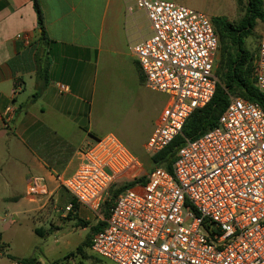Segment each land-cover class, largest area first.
Wrapping results in <instances>:
<instances>
[{
	"label": "built area",
	"instance_id": "built-area-1",
	"mask_svg": "<svg viewBox=\"0 0 264 264\" xmlns=\"http://www.w3.org/2000/svg\"><path fill=\"white\" fill-rule=\"evenodd\" d=\"M136 7L152 27V35L132 47L144 85L169 96L145 145L153 157L213 99L220 40L201 11L164 0H136ZM257 49L254 77L264 94V36ZM80 159L61 184L104 221L92 237L97 256L112 264H264V111L258 104L231 97L215 128L185 140L172 172L154 168L146 184L118 195L104 219L100 208L112 185L136 182L142 165L114 135L85 145ZM46 191L43 179L30 180L31 196Z\"/></svg>",
	"mask_w": 264,
	"mask_h": 264
},
{
	"label": "crops",
	"instance_id": "crops-1",
	"mask_svg": "<svg viewBox=\"0 0 264 264\" xmlns=\"http://www.w3.org/2000/svg\"><path fill=\"white\" fill-rule=\"evenodd\" d=\"M39 2L45 36L31 0H0V152L7 145L13 161L7 174L16 177L2 180L0 168V221L9 228L48 208L62 181L76 172L81 149L97 140L92 107L115 69L130 72L133 60L144 82L132 47L152 35L148 15L136 0ZM211 11V18L220 17L215 8ZM58 85L69 91L60 93ZM32 178L43 179L46 193H28ZM69 201L66 208L76 204L72 196ZM76 205L68 212L74 220L95 216ZM97 222L104 224L99 217Z\"/></svg>",
	"mask_w": 264,
	"mask_h": 264
},
{
	"label": "rangeland",
	"instance_id": "rangeland-1",
	"mask_svg": "<svg viewBox=\"0 0 264 264\" xmlns=\"http://www.w3.org/2000/svg\"><path fill=\"white\" fill-rule=\"evenodd\" d=\"M193 10L201 11L207 15L215 24L218 17H210L211 10H217L220 17H224L232 23H239L245 16V9L238 7L235 0H222V6L216 8L219 0H177ZM264 36V21L259 19L255 27L244 32L243 49L250 55H257L258 43ZM220 40V39H219ZM221 53L217 55L215 62V73L220 66ZM169 100L166 94L152 92L148 90L140 77L137 66L131 61V71L126 69H115L113 76L108 80L97 97V102L92 107L91 121L98 131L97 139L113 134L131 150V154L138 158L142 164V169L133 176L131 181L137 179L136 183L144 185L148 176L153 171L151 157L146 153L144 145L148 141L156 120L162 109ZM7 145L2 146L0 152V168L3 169L1 179L8 180L16 177L8 175L12 160L7 153ZM145 177L146 181L140 178ZM28 177H25L27 179ZM11 182V181H10ZM129 182H116L112 185L119 188ZM111 187V188H112ZM112 195L111 189L105 201ZM71 200V196L63 188L62 184L58 188L57 194L48 200V208L37 209L27 218L23 217L21 223L9 228V224H1L0 232L4 233L3 241L5 249L0 256V264H9L12 258L17 260L29 259L34 264H112L110 261L94 254L91 249L85 248L89 260L83 259L80 255L76 258L68 259L70 253L75 252L90 235L91 228L98 222L96 216L91 215L90 219L82 217L88 226H83L82 222L74 220L68 216L66 205ZM104 201V202H105ZM104 204V203H103ZM103 204L100 214L103 215ZM4 208L0 205V219L3 217ZM66 215L64 218L62 215ZM87 228V229H86ZM37 229L46 231L45 238L36 233Z\"/></svg>",
	"mask_w": 264,
	"mask_h": 264
},
{
	"label": "trees",
	"instance_id": "trees-1",
	"mask_svg": "<svg viewBox=\"0 0 264 264\" xmlns=\"http://www.w3.org/2000/svg\"><path fill=\"white\" fill-rule=\"evenodd\" d=\"M37 12L38 22L45 36L44 16L39 0H31ZM238 7L245 9L244 18L239 23L227 21L224 17H218V21L214 24L216 33L220 39V66L216 71V76L219 83L216 88L213 99L202 109H197L187 120L182 134L177 136L174 141L164 150L151 157L153 169L163 167L169 172H172V165L176 160L177 153L185 143L186 139L194 140L204 133L212 130L218 124L219 118L227 108L231 97H239L248 102L258 104L264 111V94H262L257 86L254 77L255 55H250L243 49L244 32L248 29L252 30L257 20L264 21V0H236ZM38 95V94H37ZM36 95V96H37ZM146 181L145 177L140 178ZM138 180H136L137 182ZM136 182L127 183L119 188H111L112 195L104 202L103 212L107 218L112 207L120 193L135 185ZM73 202V201H72ZM77 209V205L73 204L70 211ZM82 222L83 226H88L86 222ZM104 226L103 223H98L90 227L92 235H90L75 252L70 253L66 258H76L80 255L83 259L89 260L92 257L88 256L85 248L91 249L92 237ZM36 233L42 239L45 238L46 231L37 229ZM5 243L2 233L0 232V256L4 253ZM13 261H19L22 264H34L32 260L20 259L17 260L11 257ZM79 264H84L81 261Z\"/></svg>",
	"mask_w": 264,
	"mask_h": 264
}]
</instances>
